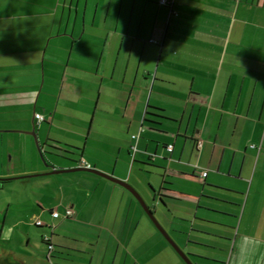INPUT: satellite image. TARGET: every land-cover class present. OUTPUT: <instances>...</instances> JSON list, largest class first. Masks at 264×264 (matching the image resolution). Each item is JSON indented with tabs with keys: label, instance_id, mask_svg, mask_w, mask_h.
Segmentation results:
<instances>
[{
	"label": "crops",
	"instance_id": "crops-1",
	"mask_svg": "<svg viewBox=\"0 0 264 264\" xmlns=\"http://www.w3.org/2000/svg\"><path fill=\"white\" fill-rule=\"evenodd\" d=\"M169 1L0 0L11 264H187L124 186L49 173L87 165L134 186L195 264H264V241L222 233L264 226V0ZM219 239L227 262L205 252Z\"/></svg>",
	"mask_w": 264,
	"mask_h": 264
},
{
	"label": "rangeland",
	"instance_id": "rangeland-1",
	"mask_svg": "<svg viewBox=\"0 0 264 264\" xmlns=\"http://www.w3.org/2000/svg\"><path fill=\"white\" fill-rule=\"evenodd\" d=\"M36 229H39L38 226H35ZM232 227V226H230ZM235 227L234 230H230V229H225V231L222 230V233H224L225 235H227V238H229L228 236H231L233 237V241L234 242H239V239L240 237L241 240H244L246 242L250 241V242H255V241H260V242H263L264 241V226H241V229L240 231L237 230V228H239V226H233ZM31 233H33V236L36 237V233L33 231V228L31 229V227L29 228ZM210 229L216 231V229H221V228H214V227H210ZM218 231V230H217ZM221 231V230H219ZM0 233H1V226H0ZM37 235L40 237V234L37 233ZM3 237V236H2ZM23 238L26 240V236ZM38 242L42 243V246L43 247H47V244H44L41 239H38ZM217 243H221L225 249L224 251H220L219 253L220 254H216L214 253L215 251L211 250V249H205V252L208 254V255H211L212 256H218V257H221V258H225V261H229V256L230 254L232 253L231 252V248H232V245L229 246V241L228 240H220L217 241ZM6 244H1L0 242V264H11L10 261H12V255H8L6 254L5 255V251L3 250L5 247ZM13 249L16 251V252H19L18 248H22L21 246H19L20 244L16 241H13L11 243ZM11 253V250L10 252Z\"/></svg>",
	"mask_w": 264,
	"mask_h": 264
},
{
	"label": "water",
	"instance_id": "water-1",
	"mask_svg": "<svg viewBox=\"0 0 264 264\" xmlns=\"http://www.w3.org/2000/svg\"><path fill=\"white\" fill-rule=\"evenodd\" d=\"M32 133V132H29ZM78 170H85L89 172L96 173L98 175H101L105 178H108L111 181H114L125 188H127L140 202L148 216L151 218L155 226L158 228V230L163 234V236L167 239V241L174 247V249L180 254V256L183 258V260L187 264H195L190 256L178 245V243L172 238V236L169 234V232L166 230V228L162 225V223L159 221L157 216L155 215L154 209L149 206V204L146 202V200L143 198V196L140 194V192L132 186L130 183H128L125 180L118 179L110 174L104 173L96 168L90 167V166H79V167H74L70 169H57L49 173H61V172H70V171H78ZM7 178H0V186L3 185V182Z\"/></svg>",
	"mask_w": 264,
	"mask_h": 264
},
{
	"label": "built area",
	"instance_id": "built-area-1",
	"mask_svg": "<svg viewBox=\"0 0 264 264\" xmlns=\"http://www.w3.org/2000/svg\"><path fill=\"white\" fill-rule=\"evenodd\" d=\"M160 2H161L162 4H168L170 1H169V0H160ZM36 118L38 119V121H42V120L45 119L44 116H43L42 114H40V113H37V114H36ZM136 137H137V135H134V138H136ZM135 149H136V146H135ZM168 149H169L170 151H172V149H173V145H172V144L169 145ZM74 214H75V210H74L73 207H68V208H66L64 214H62V213H61L59 210H57V209H55V210L52 212V215H53L54 218H60V217H63V216H64V217H72V216H74ZM39 222H40V221H38V223H39ZM44 239L47 240V241H52V239H53V230H52L51 234H50V233H45V234H44ZM50 248H53V244L50 245Z\"/></svg>",
	"mask_w": 264,
	"mask_h": 264
},
{
	"label": "trees",
	"instance_id": "trees-1",
	"mask_svg": "<svg viewBox=\"0 0 264 264\" xmlns=\"http://www.w3.org/2000/svg\"><path fill=\"white\" fill-rule=\"evenodd\" d=\"M165 5H171V1L168 3V4H165ZM54 210L52 209V212H53ZM64 217V216H63ZM61 218V217H60ZM52 226V225H51ZM52 229V228H51ZM52 231V230H51ZM51 231H50V234H51ZM49 233V232H48ZM45 234V233H44ZM44 234L42 235V240L47 244V249H48V253L49 252H51V251H53V249H54V243H53V239H52V241H47V240H45L44 239ZM51 244H53V248H50V245ZM49 257H51V255H49Z\"/></svg>",
	"mask_w": 264,
	"mask_h": 264
}]
</instances>
